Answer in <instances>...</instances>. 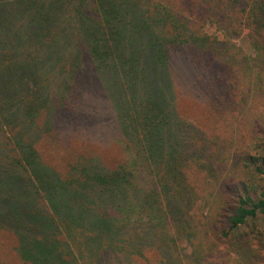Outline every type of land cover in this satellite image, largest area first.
I'll list each match as a JSON object with an SVG mask.
<instances>
[{
  "label": "trees",
  "instance_id": "16d2710c",
  "mask_svg": "<svg viewBox=\"0 0 264 264\" xmlns=\"http://www.w3.org/2000/svg\"><path fill=\"white\" fill-rule=\"evenodd\" d=\"M9 260L264 264V0H0Z\"/></svg>",
  "mask_w": 264,
  "mask_h": 264
},
{
  "label": "rangeland",
  "instance_id": "374dc122",
  "mask_svg": "<svg viewBox=\"0 0 264 264\" xmlns=\"http://www.w3.org/2000/svg\"><path fill=\"white\" fill-rule=\"evenodd\" d=\"M206 30L210 34L221 36L214 27L208 26ZM235 43L239 45L241 48L245 49L248 55L251 56L253 55V51H251L248 48V44L244 41V38H237L235 40ZM90 91L93 97L95 98V96L97 95L95 94L93 88H91ZM104 112L108 114L107 108H105ZM101 113H103V111H97L96 109L93 111L92 107L90 106L89 115L93 116L94 121L96 122L95 124L96 127L94 129H96L95 131L98 133L100 132L101 129H106V126L109 123L104 121L106 118L102 116ZM87 140H81V138H79L74 143H78L79 145H81V147L86 149L89 154L94 150L95 153L93 154V156H97V157L101 156V159L107 166L114 163L111 160L117 158L120 154L119 144L114 142V139L113 137L110 136V134L108 135L107 140L105 137H100V138L97 137V138H93L92 140H88V141ZM9 264H17V262L15 260L13 261L9 260Z\"/></svg>",
  "mask_w": 264,
  "mask_h": 264
}]
</instances>
